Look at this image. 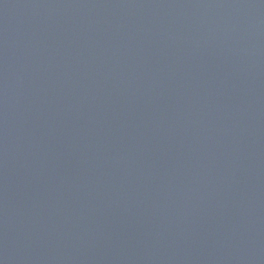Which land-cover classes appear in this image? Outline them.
<instances>
[{
    "label": "water",
    "instance_id": "95a60500",
    "mask_svg": "<svg viewBox=\"0 0 264 264\" xmlns=\"http://www.w3.org/2000/svg\"><path fill=\"white\" fill-rule=\"evenodd\" d=\"M0 264H264V0H0Z\"/></svg>",
    "mask_w": 264,
    "mask_h": 264
}]
</instances>
